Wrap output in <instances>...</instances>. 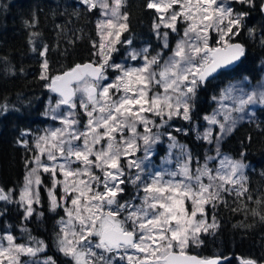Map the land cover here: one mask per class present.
<instances>
[{"label": "snow or ice", "instance_id": "1", "mask_svg": "<svg viewBox=\"0 0 264 264\" xmlns=\"http://www.w3.org/2000/svg\"><path fill=\"white\" fill-rule=\"evenodd\" d=\"M81 2L88 10H100V39L99 43L93 42L97 49L94 55L100 61L77 64L51 78L47 76L48 62H43L41 79H49L47 87L60 97L52 111L62 105L69 110L52 117L59 118L63 127L36 138L38 154L27 161L34 166L25 176L18 203L24 207L26 217L31 216L33 203L40 199V172L50 173V206L53 210L63 207L68 217L66 222L61 221L59 250L75 264H112L116 256L127 264H221V258H198L188 254L187 249L190 242L197 246L202 243L201 232L217 227L214 218L208 223L206 206L215 208L217 202H226L224 193L242 197L248 192L244 183L247 165L223 156L217 143L216 156H206L203 165L197 161L193 170L191 153L169 134V156L171 149L179 148L183 162L175 171L163 167L153 171L150 158L160 134L153 133L152 128L163 127L176 116L190 120L191 101L197 89L245 56L244 46L232 39L244 29L248 12L235 5L254 8L257 0H149L146 7L159 14L155 29L163 26L177 32L178 21L185 27L173 54L163 63L160 53L149 59L147 49L142 56L130 52L131 60H143L139 66L112 60L121 34L128 30V16L121 12L123 0ZM259 7L264 11V0ZM247 31L254 35V29ZM212 32L216 33L215 46L209 43ZM161 35L163 46L168 47V33ZM123 43L132 41L126 38ZM234 91L239 94L234 95ZM223 100H231L232 106L221 103L218 112L205 117L210 125L219 127L217 141L235 129L238 119H243L234 117L233 112L245 113L250 105H264V88L245 93L230 86L222 93ZM78 106L83 122L77 118L81 115L75 111ZM7 107L0 105V113ZM218 115L222 120L217 119ZM150 117H159L160 124ZM138 126L143 127V132H138ZM203 138L213 142L211 128L205 130ZM141 147L142 157L128 159ZM213 160H218V166L210 168ZM126 168L136 171L126 173ZM58 172L63 179H57ZM125 184L135 186L137 193L121 203L117 197L124 192L121 185ZM57 186L63 190V204L55 195ZM69 198L71 207L66 206ZM0 200L11 202V192L0 188ZM45 247L43 241L34 238L18 244L16 237L6 234L0 238V264H22V256L34 258ZM95 250L102 251L98 255ZM104 253L116 256L106 257ZM23 264L55 262L49 257L43 262L27 260ZM241 264L257 262L245 259Z\"/></svg>", "mask_w": 264, "mask_h": 264}, {"label": "trees", "instance_id": "2", "mask_svg": "<svg viewBox=\"0 0 264 264\" xmlns=\"http://www.w3.org/2000/svg\"><path fill=\"white\" fill-rule=\"evenodd\" d=\"M123 2L128 30L123 32L112 60L121 61L130 48L147 47L148 55H156L161 48L154 27L158 13L146 7L149 0ZM260 2L257 0L254 8L235 5L248 12L244 29L232 39L244 46L245 56L237 66L222 71L197 89L191 101L190 120L174 121L188 132L173 134L198 157L206 145L196 138L192 125L203 122L204 116L214 110V97L229 82L247 77L256 83L264 73V14ZM99 16V9L88 10L81 0H0V105L8 106L7 111L0 113V188L11 192V202L0 200V226L6 224L15 237L22 234L23 238L26 234L21 229H26L34 239L44 242L46 254L56 264H74L58 247L62 209L51 208L43 185L39 188L40 206H35L30 217L25 216L18 198L30 167L27 161L36 152L34 140L51 123L46 117L48 103L56 98L47 87L49 79H41L42 64L47 60V76L51 78L77 64L97 62L99 56L94 55L97 49L93 42L98 43L99 39ZM249 28L254 29V35L248 34ZM175 37L178 33L170 34L165 54L171 52ZM126 38L132 43H123ZM221 151L249 165L248 192L242 197L224 193L226 202H217L215 208L208 206V215L215 219L217 227L203 234L198 246L190 244L187 252L201 258H222L221 264H241L245 259L264 264V105L228 135ZM47 178L44 175L43 182ZM124 187L118 196L120 201L131 197L129 185Z\"/></svg>", "mask_w": 264, "mask_h": 264}, {"label": "rangeland", "instance_id": "3", "mask_svg": "<svg viewBox=\"0 0 264 264\" xmlns=\"http://www.w3.org/2000/svg\"><path fill=\"white\" fill-rule=\"evenodd\" d=\"M109 2L111 3L112 0H109ZM124 4V2H123ZM100 11V10H99ZM121 12L124 13L123 11V5L121 7ZM159 16V14H158ZM101 15L99 16V19H101ZM98 19V20H99ZM160 21L158 20V23ZM185 25L181 22L178 21L177 23V32H172L170 29L168 28H165L163 26H161V28L159 30L156 29V34L160 37L161 39V48L159 49L158 53H160V62L163 63L164 60H166L168 57H170L172 54H173V50L175 49V46H176V43L177 41L182 37L183 35V29H184ZM98 30V29H97ZM164 32H167L168 33V37H167V44L169 46V37H170V34L171 35H176L178 33V37H175V41H174V45L172 47V50L171 52L169 53H166L165 54V51L168 49V47H164V39L162 37V33ZM123 34V33H122ZM121 34V36H122ZM212 39H210L209 43L210 45L212 46H215V39H216V33L215 32H212L210 33ZM215 35V36H214ZM100 39V38H99ZM99 39H98V43H99ZM120 40H121V37H120ZM117 45L116 44V48H117ZM118 49V48H117ZM147 49V52H146V55L148 56L149 59H151V57L153 56H156V55H148V48H143V49H140V50H134V49H128L124 58L121 60V61H118L117 63H126L128 65H131V66H139L140 64L143 63V60L142 59H137V60H131L130 59V56H129V53L130 52H136L138 54V56H142L144 53V50ZM116 52V51H115ZM114 53V52H113ZM100 61V57H99V60L96 62V63H99ZM44 72V70L42 71ZM43 74V73H42ZM113 75V73H111V71L109 72V76L111 77ZM49 84V83H48ZM230 86H235V88L238 90V89H243V91L245 93H249V92H252L253 90L259 92L261 91L262 88H264V73L262 75V78L260 81L254 83L252 81H250L249 78L245 77L243 79H239V80H235V81H231L229 82L221 91L220 93L214 97V102H215V107H214V110L209 113V114H206L204 116V120L203 122H201L200 124H194L192 125V130L196 136V138L200 141H202L203 143H205L206 147H205V151L204 153L201 154L200 157L196 156L191 148L186 145L185 143L183 142H180L177 137L173 134L174 131H177V129H179L178 132H182V133H186L188 132L185 128H180L178 127V125L176 123H174L175 120H178V119H182L184 120L181 116H176L174 117L173 119H171L170 121H168L167 124H165L163 127H154L152 128V132L153 133H159L160 134V142L155 144L153 146V154L151 155V158H150V163L152 164L153 166V171H157V170H160L161 167L165 168V169H168V170H171V171H175L177 170L178 168V164L179 163H182L183 162V157L181 156V150L179 148H173L171 149V156H169V145L172 143V141L169 139V134L172 136V137H175V142L179 145H184L185 148H186V151L187 152H190L191 153V156H192V164H191V167L193 168V170H195V168L198 166L197 165V161H199V165H203L204 162H205V157L206 156H213L215 157L216 156V148H217V143L219 145V151L220 153L223 155V156H228L232 159H234L233 157H231L230 155L224 153L221 151V146H222V143L223 141L228 137V135H225V136H222L220 137L219 141H217V135L219 133V127L217 125H210L208 123V121L205 120V117L206 116H212L214 113L218 112L220 109H221V103H223L224 105H227V106H232V101L231 100H223L221 101V96H222V93L224 92L225 89H228ZM53 94V93H52ZM234 95H238L239 92L238 91H234L233 93ZM60 98L58 96H56L55 100L53 101H49L48 103V106H47V112H46V117H48L51 121L50 125H48L41 133L40 135H38L37 137L41 136V135H44L47 131L51 130V129H55V128H60V127H63L62 123H61V120L59 118L57 119H53V115H56V116H60L61 113H67V111L69 110L67 106L65 105H62L60 107V109H58L56 112H53L52 109L55 107L57 101L59 100ZM259 106H263V105H260V104H257V105H250L248 107V109H246V112L245 113H236V112H233V116L234 117H243V119H238V122L236 124V127L244 122L245 120H249V119H252L253 116H254V113H255V110L257 107ZM75 111L77 113H81V115L77 116L78 119H80L82 122L84 121V117L82 115V109H80V107L78 106L77 109H75ZM151 119H154L156 121V123L159 125L160 124V118L159 117H150ZM166 119V117H165ZM217 119H221L222 120V116L218 115L217 116ZM188 121V120H187ZM235 127V128H236ZM211 128L212 129V143L210 144L206 139L203 138V134L205 132L206 129H209ZM138 132H143V127L142 126H138ZM127 135V133H126ZM36 137V138H37ZM35 138V140H36ZM27 140V139H26ZM35 140H34V145H35ZM38 154L37 150L35 152V155ZM143 156V147H141V150L136 152L135 153V156L133 157H129L128 159H134V158H140ZM42 159H44L42 157ZM234 160H241V159H234ZM245 165H247V167L244 169V175L247 177V172L248 170L250 169L249 168V165L245 162H243ZM121 164L123 165L124 164V160H121ZM34 165L33 164H30V167H29V170L33 167ZM218 166V160H213L209 163V167L210 168H215ZM73 167H75V165H73ZM28 170V171H29ZM27 171V173H28ZM126 173L127 172H132L133 174L135 173V169H132V170H129V169H125ZM97 174H99L97 172ZM27 175V174H26ZM44 175H48V178L47 180L48 181H44L43 182V176ZM40 176H41V179H42V184L46 189L48 188H51L52 187V179H51V176H50V173H45L41 170L40 172ZM167 178V177H166ZM57 179H63L62 175L58 172L57 173ZM179 179V177H178ZM247 181V179H246ZM246 181L244 182L245 183V186H246ZM205 182H207V180L205 179ZM24 183H25V179H24ZM24 183L22 185V188L24 186ZM40 185V186H41ZM129 187L131 189H129V194L131 195L130 198H128L127 200H131L137 193V188L131 184H128ZM121 187H124V185H121ZM21 188V190H22ZM125 191V190H124ZM55 195L57 196V199L63 204V200H61V198L64 196V193H63V190L61 187L57 186L56 189H55ZM140 195H143V193H140ZM119 196V195H118ZM50 198V197H49ZM117 199L120 201L121 199H119V197H117ZM126 200V201H127ZM18 201H19V198H18ZM121 203L125 202V201H120ZM136 203H139V200H136ZM22 206V205H21ZM35 206H40V199H39V203H33L32 205V208H33V213L35 211ZM67 207H71V204H70V198H69V202L67 203L66 205ZM211 207V205H209ZM23 207V206H22ZM207 207L206 206V213H207V219H208V223H211L212 220H213V217L208 215V211H207ZM58 208H61L62 209V215L60 216V219L58 221V227H59V234H61V228L63 227L61 221H67L68 217H67V214L66 212L64 211V208L63 207H58ZM24 209V207H23ZM57 209V208H56ZM25 211V209H24ZM32 213V214H33ZM25 216H26V212H25ZM27 217H30V216H27ZM199 214L197 216V219H199ZM214 229H209L208 232L210 231H213ZM21 232L22 233H25V237L23 238L22 237V234H20L18 237H16V243H29L32 241V239L34 238L33 236H31L27 231L26 229H21ZM207 232V233H208ZM12 234L10 232V229L9 227L5 224V226L1 227L0 226V238H2L4 235L6 234ZM203 234H206L205 232H201L199 234V239L200 237L203 235ZM13 235V234H12ZM14 236V235H13ZM15 237V236H14ZM37 240V239H36ZM190 244H192L190 242ZM189 244V245H190ZM45 245V244H44ZM46 246V245H45ZM59 247V246H58ZM97 251L98 255L100 254V252L102 250H95ZM63 253V252H62ZM64 254V253H63ZM104 255L106 257H111V256H116V253H104ZM50 256H48L46 254V247H45V250L43 252H40L37 254L36 257L34 258H31V257H27V256H22L21 257V262L23 264L24 261H27V260H36L38 262H43L44 260L48 259ZM68 258L72 259L70 256H67ZM73 260V259H72ZM53 261V260H52ZM74 264H75V261L73 260ZM56 264V263H55ZM112 264H127V261L126 260H120L118 256H116V259L113 260Z\"/></svg>", "mask_w": 264, "mask_h": 264}, {"label": "water", "instance_id": "4", "mask_svg": "<svg viewBox=\"0 0 264 264\" xmlns=\"http://www.w3.org/2000/svg\"><path fill=\"white\" fill-rule=\"evenodd\" d=\"M262 13L264 14V11H262ZM233 43H239V42H233ZM241 44V43H240ZM242 59V58H241ZM241 61V60H240ZM240 61H238V62H236V64L234 65V66H230L227 70H229V69H232V68H234L235 66H237L238 64H239V62ZM90 62H94V61H90ZM90 62H86V63H90ZM86 63H83V64H86ZM82 65V64H81ZM222 71H224V70H221L219 73H217L216 75H215V77H217ZM212 79H214V78H209V81L210 80H212ZM53 93V92H52ZM55 96H58L59 97V95L57 94V93H53ZM60 98V97H59ZM190 255H194V256H197L198 258H201L200 256H198V255H195V254H190ZM213 258H219V257H213ZM223 261V259L221 258V262ZM257 264H259V263H257Z\"/></svg>", "mask_w": 264, "mask_h": 264}]
</instances>
